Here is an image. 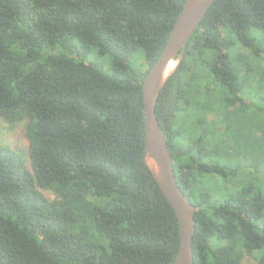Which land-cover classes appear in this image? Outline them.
Returning <instances> with one entry per match:
<instances>
[{
    "label": "trees",
    "instance_id": "16d2710c",
    "mask_svg": "<svg viewBox=\"0 0 264 264\" xmlns=\"http://www.w3.org/2000/svg\"><path fill=\"white\" fill-rule=\"evenodd\" d=\"M185 1L0 0V264H173L142 83ZM156 110L194 264H264V0H215Z\"/></svg>",
    "mask_w": 264,
    "mask_h": 264
},
{
    "label": "water",
    "instance_id": "95a60500",
    "mask_svg": "<svg viewBox=\"0 0 264 264\" xmlns=\"http://www.w3.org/2000/svg\"><path fill=\"white\" fill-rule=\"evenodd\" d=\"M215 0H186L169 38L143 80L145 110L144 159L172 205L180 227V246L173 264H194L193 238L196 208L179 186L167 137L157 116L161 90L184 56L189 41Z\"/></svg>",
    "mask_w": 264,
    "mask_h": 264
},
{
    "label": "rangeland",
    "instance_id": "374dc122",
    "mask_svg": "<svg viewBox=\"0 0 264 264\" xmlns=\"http://www.w3.org/2000/svg\"><path fill=\"white\" fill-rule=\"evenodd\" d=\"M98 60L101 61L100 58H98ZM3 132H5L3 137L5 143L26 149V139L23 134L22 126L11 127L7 124H3ZM245 264H253V261L246 262Z\"/></svg>",
    "mask_w": 264,
    "mask_h": 264
}]
</instances>
